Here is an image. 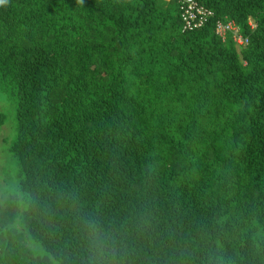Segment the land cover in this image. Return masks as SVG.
I'll use <instances>...</instances> for the list:
<instances>
[{"label":"trees","instance_id":"1","mask_svg":"<svg viewBox=\"0 0 264 264\" xmlns=\"http://www.w3.org/2000/svg\"><path fill=\"white\" fill-rule=\"evenodd\" d=\"M165 1L0 4V264H264V0Z\"/></svg>","mask_w":264,"mask_h":264},{"label":"built area","instance_id":"2","mask_svg":"<svg viewBox=\"0 0 264 264\" xmlns=\"http://www.w3.org/2000/svg\"><path fill=\"white\" fill-rule=\"evenodd\" d=\"M168 1V0H167ZM178 10L180 12V21L182 23V31L190 32L200 29L206 24L208 18L211 17V12L204 7L198 5L195 0H175ZM252 26V23L249 22ZM231 31L233 34V41L237 46L243 47L246 45V40L242 38L238 32L237 27L232 23L222 24L216 22L214 26V34L224 40L225 33Z\"/></svg>","mask_w":264,"mask_h":264},{"label":"rangeland","instance_id":"3","mask_svg":"<svg viewBox=\"0 0 264 264\" xmlns=\"http://www.w3.org/2000/svg\"><path fill=\"white\" fill-rule=\"evenodd\" d=\"M164 2H166L164 0ZM10 98L8 95H5L0 91V114L4 115L5 117V122L3 123L2 126H0V183L2 184L3 180V175L6 172V165L7 164V159L9 157V154L7 152V146L11 142L13 136H14V129H13V110L10 107ZM5 177V176H4ZM0 184V196L3 191L6 189V185L2 187Z\"/></svg>","mask_w":264,"mask_h":264},{"label":"snow or ice","instance_id":"4","mask_svg":"<svg viewBox=\"0 0 264 264\" xmlns=\"http://www.w3.org/2000/svg\"><path fill=\"white\" fill-rule=\"evenodd\" d=\"M5 2V0H0V4H3Z\"/></svg>","mask_w":264,"mask_h":264}]
</instances>
